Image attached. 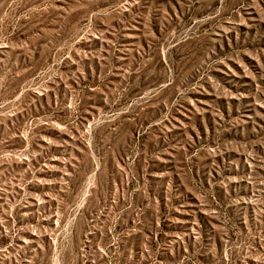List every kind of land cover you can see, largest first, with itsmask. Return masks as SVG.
Listing matches in <instances>:
<instances>
[{"label": "rangeland", "instance_id": "obj_1", "mask_svg": "<svg viewBox=\"0 0 264 264\" xmlns=\"http://www.w3.org/2000/svg\"><path fill=\"white\" fill-rule=\"evenodd\" d=\"M0 264H264V0H0Z\"/></svg>", "mask_w": 264, "mask_h": 264}]
</instances>
